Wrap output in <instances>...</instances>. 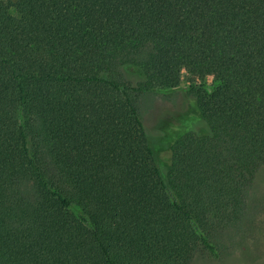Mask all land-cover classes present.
<instances>
[{
  "label": "trees",
  "instance_id": "16d2710c",
  "mask_svg": "<svg viewBox=\"0 0 264 264\" xmlns=\"http://www.w3.org/2000/svg\"><path fill=\"white\" fill-rule=\"evenodd\" d=\"M263 165L264 0H0V264L218 258Z\"/></svg>",
  "mask_w": 264,
  "mask_h": 264
},
{
  "label": "rangeland",
  "instance_id": "374dc122",
  "mask_svg": "<svg viewBox=\"0 0 264 264\" xmlns=\"http://www.w3.org/2000/svg\"><path fill=\"white\" fill-rule=\"evenodd\" d=\"M187 82L185 76L177 90L144 94L137 99L139 113L155 150L161 149L164 143L160 118L167 112L186 108L183 99ZM184 121L187 130L200 135L209 132L206 123L196 115H185ZM231 236L222 240L223 245L218 251L220 257L214 258L200 251L190 264H264V165L258 170L250 189L245 220Z\"/></svg>",
  "mask_w": 264,
  "mask_h": 264
}]
</instances>
